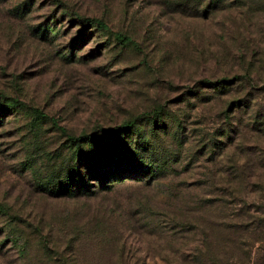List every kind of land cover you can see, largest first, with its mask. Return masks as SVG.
Wrapping results in <instances>:
<instances>
[{
  "label": "rangeland",
  "instance_id": "1",
  "mask_svg": "<svg viewBox=\"0 0 264 264\" xmlns=\"http://www.w3.org/2000/svg\"><path fill=\"white\" fill-rule=\"evenodd\" d=\"M262 85L264 0H0V100L17 102L0 117V264H264ZM101 130L120 156L146 137L155 180L44 191L76 162L66 135Z\"/></svg>",
  "mask_w": 264,
  "mask_h": 264
},
{
  "label": "trees",
  "instance_id": "2",
  "mask_svg": "<svg viewBox=\"0 0 264 264\" xmlns=\"http://www.w3.org/2000/svg\"><path fill=\"white\" fill-rule=\"evenodd\" d=\"M74 19L78 20L83 24L84 27L90 25L95 27L96 30L102 32H109L112 35L113 40L119 45L131 44L129 37L110 30L108 24L102 19L96 17H86L75 15ZM233 81H239V84L243 85L245 82L250 81L243 78H232ZM229 79H220L214 82L205 81L206 85L212 87L224 88V85L229 83L233 84ZM236 83V82H234ZM244 88V86L242 87ZM253 93H263L264 85L254 88L252 87ZM252 99V98H250ZM17 102L13 99L3 98L0 100V117L5 111H10V109L16 107ZM233 110L240 109L246 106V99H236L232 101ZM2 121V120H1ZM135 126V119L123 122L118 128V134H122L124 130H132ZM102 141H98L93 135L81 134L77 136L66 135L68 142L75 148L72 152L73 158L75 155L76 162L69 167V169L59 178L53 181H46L42 189L50 195L65 196V195H86L87 193H95L96 185L93 183H87L88 180H96L100 182V186L104 183L113 180H123V179H134L138 180L139 177H147L145 182H150L155 180V177L161 172L159 163L155 158L152 157L151 144L148 139L141 135L140 132L136 133L135 140L129 142L128 146L123 147V156L118 153L113 152V148L110 147V142L112 137L116 133H111L107 130L100 131ZM108 141V142H107ZM86 145L91 149L85 150L84 153L79 152V146ZM82 155L81 161L77 159L78 156ZM124 173H130L124 174ZM156 175V176H155Z\"/></svg>",
  "mask_w": 264,
  "mask_h": 264
}]
</instances>
